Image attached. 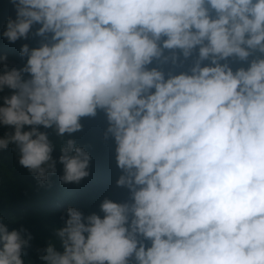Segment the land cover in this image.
<instances>
[{
  "label": "clouds",
  "instance_id": "obj_1",
  "mask_svg": "<svg viewBox=\"0 0 264 264\" xmlns=\"http://www.w3.org/2000/svg\"><path fill=\"white\" fill-rule=\"evenodd\" d=\"M9 2L3 37L39 39L21 67L0 55V151L79 184L92 156L72 134L103 113L128 191L69 206L41 264H264V0ZM32 239L0 215V264Z\"/></svg>",
  "mask_w": 264,
  "mask_h": 264
},
{
  "label": "trees",
  "instance_id": "obj_2",
  "mask_svg": "<svg viewBox=\"0 0 264 264\" xmlns=\"http://www.w3.org/2000/svg\"><path fill=\"white\" fill-rule=\"evenodd\" d=\"M9 17H15V9L9 0H0V55L6 54L11 66L21 67L25 62L20 57L22 45L29 43L36 46L39 38L29 37L28 40L10 43L2 35ZM5 94H8L7 90L0 95ZM0 103L3 101L0 100ZM82 123L83 130L72 134V138L90 152L92 160L90 175L79 184L61 183L59 177L63 174V165L57 163L56 174L41 186L28 169L19 164L14 145L10 144L8 149L0 151V215L6 218L10 229L23 226L33 236L30 246L24 249L25 264H41L37 249L46 247L48 239L54 237V229L64 225L61 214L69 206L89 214L99 211V204L104 197L116 201L128 197L126 189L116 186L120 171L114 158V143L103 139L107 123L104 114L84 118ZM8 131V127L0 126V137ZM52 138L57 139L55 136ZM60 154L59 148L53 152L57 159ZM57 248L62 251L59 243Z\"/></svg>",
  "mask_w": 264,
  "mask_h": 264
}]
</instances>
